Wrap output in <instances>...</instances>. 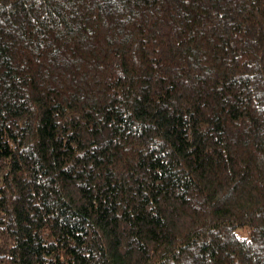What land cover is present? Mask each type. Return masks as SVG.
Segmentation results:
<instances>
[{"label": "trees", "instance_id": "1", "mask_svg": "<svg viewBox=\"0 0 264 264\" xmlns=\"http://www.w3.org/2000/svg\"><path fill=\"white\" fill-rule=\"evenodd\" d=\"M0 264H264V0H0Z\"/></svg>", "mask_w": 264, "mask_h": 264}]
</instances>
